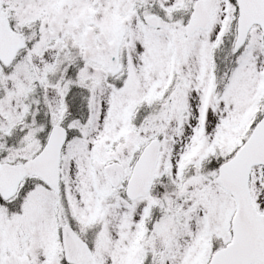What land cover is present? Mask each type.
<instances>
[{
    "label": "snow or ice",
    "instance_id": "obj_1",
    "mask_svg": "<svg viewBox=\"0 0 264 264\" xmlns=\"http://www.w3.org/2000/svg\"><path fill=\"white\" fill-rule=\"evenodd\" d=\"M0 264H264V0H0Z\"/></svg>",
    "mask_w": 264,
    "mask_h": 264
}]
</instances>
